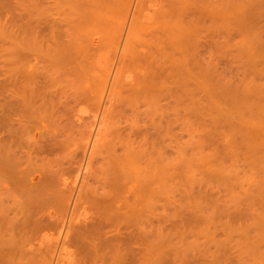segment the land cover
<instances>
[{"label":"rangeland","instance_id":"obj_1","mask_svg":"<svg viewBox=\"0 0 264 264\" xmlns=\"http://www.w3.org/2000/svg\"><path fill=\"white\" fill-rule=\"evenodd\" d=\"M120 1L0 0V264H264V0Z\"/></svg>","mask_w":264,"mask_h":264},{"label":"bare ground","instance_id":"obj_2","mask_svg":"<svg viewBox=\"0 0 264 264\" xmlns=\"http://www.w3.org/2000/svg\"><path fill=\"white\" fill-rule=\"evenodd\" d=\"M106 1V0H105ZM123 1V0H122ZM129 1L130 0H127L126 1V3H125V1H123L124 2V8H125V10H127V8L125 7V6H127V3H128V6L127 7H130L131 5H132V3H133V1L131 0V3H129ZM139 1V0H138ZM119 3H121V1L119 0ZM126 4V5H125ZM131 4V5H130ZM137 4H139V3H137ZM121 5V4H120ZM120 5H119V9H120ZM117 6V5H116ZM112 9H113V7H111ZM131 8V7H130ZM134 8V7H133ZM116 9L118 10V7H116ZM132 9V8H131ZM117 10H115L116 11V13L117 12H119V11H117ZM125 10H124V14L123 13H121V15H120V13H118L120 16H121V18L123 19V25H121V28H122V26H124V29H125V26L131 21L130 19H131V17H129L130 15H128L129 14V11H131L129 8H128V12H127V14L125 13ZM114 11V10H113ZM123 11V10H122ZM141 12V11H140ZM143 13V12H142ZM142 13H140L139 14V19H140V16H142L141 14ZM132 14H133V11H132ZM117 15V14H116ZM125 15H126V18H125ZM134 15V14H133ZM135 15H137V13L135 14ZM118 16V15H117ZM128 16V17H127ZM133 21H134V19H133ZM132 21V22H133ZM136 21V20H135ZM131 22V23H132ZM130 23V25H132ZM137 23V22H136ZM129 25V24H128ZM137 25V24H136ZM138 25H139V22H138ZM134 26H135V22H134ZM133 27V26H132ZM136 27V26H135ZM124 29H121L120 30V35L121 36H119V37H123V34L122 33H124ZM126 29H127V27H126ZM126 29H125V31H126ZM132 30V29H131ZM121 31H122V33H121ZM134 32V31H133ZM127 35H128V33H127ZM130 35V34H129ZM126 36V35H125ZM127 37V36H126ZM130 36H128V38H129ZM123 39V38H122ZM120 41V40H119ZM126 41V40H125ZM125 41H124V43H125ZM121 42V41H120ZM118 43L119 45H117L116 47L119 49L120 47H121V45H123L122 43H123V40H122V42L121 43ZM124 46V45H123ZM122 46V48H123V50L124 49H126V46L125 47H123ZM115 47V48H116ZM122 52V51H121ZM115 53V52H114ZM119 53V52H118ZM123 53V52H122ZM115 60V59H114ZM114 60H113V62H114ZM121 60V59H120ZM112 64V63H111ZM115 65V64H114ZM115 68V67H114ZM114 68H113V70H114ZM111 70V69H110ZM108 73V72H107ZM112 73H109L108 74V77H106L107 78V84L104 86V88H102V90H103V94H102V99H103V101H102V103L104 104V103H106V102H109L110 101V99H109V96H108V98H107V92H108V89H109V85L111 84V82H112V75H111ZM106 83V82H105ZM114 83V82H113ZM113 85V84H112ZM112 87V86H111ZM114 87V86H113ZM111 90V89H110ZM106 99H107V101H106ZM106 107H107V104L105 105ZM105 107V108H106ZM104 108V110L103 111H105L106 109ZM105 114V113H104ZM96 116H97V114H96ZM262 116H264V114L262 115ZM99 117H100V114H99ZM260 117V116H259ZM102 120H104V119H102ZM94 124H95V132H93L94 134H93V136L95 135V133H96V130H98V132H99V130H100V128H102L101 127V125H100V127H99V129H97L98 128V126H99V118L98 119H96V120H94ZM104 122V121H103ZM93 125V124H92ZM92 127H94V126H92ZM263 131H264V129H263ZM98 134V133H97ZM90 136V135H89ZM91 148H92V145H93V147L95 146L94 144H96V139L94 140V143H93V138L91 137ZM93 149V148H92ZM91 149V150H92ZM87 164H89V163H87ZM82 165V164H81ZM85 166L86 165H84V167L82 166V167H79V168H81V169H79L80 170V175H78V177L76 176V179H75V182H77L76 184L78 185V186H76V188H78L79 186H80V184H82L83 182H84V180H85V176H87V168H85ZM87 167V166H86ZM78 171V170H77ZM73 184V183H72ZM75 184V183H74ZM68 186V185H67ZM71 186V185H70ZM75 187V186H74ZM81 187V186H80ZM71 188V187H70ZM73 188V187H72ZM74 189V188H73ZM71 194V193H70ZM79 194V193H78ZM69 198V197H68ZM76 199V198H75ZM68 204V203H67ZM69 206V205H68ZM67 206V207H68ZM75 207V206H74ZM66 210H68L67 208H66ZM76 210V209H75ZM74 211V210H73ZM68 213V212H67ZM73 213H75V211L73 212ZM77 213V212H76ZM64 214H66V211H65V213ZM83 213H81V215H82ZM73 215V214H72ZM71 216V215H70ZM70 216H66L67 218L65 219L64 218V220H63V222H61L62 223V229L60 228V230H61V233H60V236H59V238H58V240L57 241H55L56 242V246L58 247V246H61V243L63 242V240H65L66 238L65 237H67L68 235V230H69V228H70V225H71V223H72V218H73V216H72V218H70ZM82 217H83V215H82ZM81 218V217H80ZM79 219V218H78ZM76 221H78V220H76ZM76 223V222H75ZM74 224V223H73ZM74 226V225H73ZM61 227V226H60ZM59 235V234H58ZM67 242V241H66ZM53 244V243H52ZM63 244V243H62ZM64 245V244H63ZM53 246V245H52ZM54 248H55V246H53ZM53 248V249H54ZM59 248V247H58ZM64 248V247H63ZM55 249H57V248H55ZM55 249H54V251H55ZM65 249V248H64ZM63 249H61V252L58 254L59 255V257H57L58 258V262L57 263H60L61 264V262L62 261H64L63 260V258H62V254H64V250L62 251ZM57 251V250H56ZM63 252V253H62ZM53 253H55V252H53ZM56 254V253H55ZM67 258V257H66ZM53 259V258H52ZM56 263V264H57ZM63 263V262H62ZM68 263V262H67ZM65 264V263H64Z\"/></svg>","mask_w":264,"mask_h":264}]
</instances>
